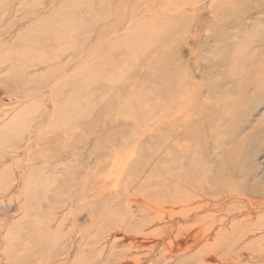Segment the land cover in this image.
I'll use <instances>...</instances> for the list:
<instances>
[{
    "label": "rangeland",
    "instance_id": "obj_1",
    "mask_svg": "<svg viewBox=\"0 0 264 264\" xmlns=\"http://www.w3.org/2000/svg\"><path fill=\"white\" fill-rule=\"evenodd\" d=\"M263 38L264 0H0V264H264V199L226 198L264 99L222 63ZM186 180L210 206L158 203Z\"/></svg>",
    "mask_w": 264,
    "mask_h": 264
},
{
    "label": "bare ground",
    "instance_id": "obj_2",
    "mask_svg": "<svg viewBox=\"0 0 264 264\" xmlns=\"http://www.w3.org/2000/svg\"><path fill=\"white\" fill-rule=\"evenodd\" d=\"M254 37H256V36H254ZM254 37H252V38H254ZM249 40L250 41L248 43H245V44H241L240 42L239 43L237 42L236 44L230 45L229 48L233 51H229V54H226L222 58L223 64L230 63V65L232 64V66H234V69L237 70V76L238 77H236V81L233 83L234 88L232 90L231 95L232 94H236V96L238 95L237 103H239V104L249 102L250 104H248V106H247L248 111L251 110V104L252 103H255L256 101H258L260 99H264V83L262 82V80H264L263 79L264 78V66L260 67V68L255 67L257 63L264 62V38L263 39H249ZM231 53L233 55H236V56L234 57ZM226 65H228V64H226ZM254 76H258V78H260V79L256 80V81H251L250 78H253ZM226 78H227V76H226ZM195 95H196V92L194 91V95H193V97H191V99H194ZM241 177H243V175H241ZM244 177H246V176H244ZM247 179H249V181L252 184L257 183L260 186H264V176H258L257 174H254L253 176H250ZM184 184L187 187V192L184 194L182 201L179 199L171 200L170 202L157 200L158 203L161 206H166V205L170 204L171 206L175 207L178 205V206H182L181 208H190L191 211H197L198 210V212H199L203 207L206 206V205H203L204 201H206V200L209 201L208 206H210L211 201H214V199L211 198L212 194H213L212 189L210 190V194L207 193L206 190H204L206 192V194H205L206 197L204 195L200 194L199 200H197V201L191 200L190 196L193 193L197 194L198 192L200 193L201 191H203V190H201V186H203V185H201L199 182H197V181L195 182L193 180H186V181H184ZM222 188L224 189V187H222ZM247 194H248V197H254L255 196L257 198H263L264 199V189L262 187L261 188L258 187L257 185L254 187H251V186L250 187H243V188L239 187L238 190L232 191V193L230 195L227 192L226 198L230 199V201L235 202V201L241 200L240 199L241 195H247ZM243 203H246L244 198H243ZM251 203L253 205H255L253 202H251ZM249 204H250V202H249ZM197 214H199V213H197Z\"/></svg>",
    "mask_w": 264,
    "mask_h": 264
}]
</instances>
